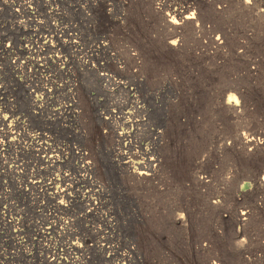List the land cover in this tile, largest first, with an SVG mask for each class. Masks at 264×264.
<instances>
[{"label":"rangeland","instance_id":"1","mask_svg":"<svg viewBox=\"0 0 264 264\" xmlns=\"http://www.w3.org/2000/svg\"><path fill=\"white\" fill-rule=\"evenodd\" d=\"M258 135L264 0H0V264H264Z\"/></svg>","mask_w":264,"mask_h":264},{"label":"bare ground","instance_id":"2","mask_svg":"<svg viewBox=\"0 0 264 264\" xmlns=\"http://www.w3.org/2000/svg\"><path fill=\"white\" fill-rule=\"evenodd\" d=\"M27 9H28V7H27ZM246 9V8H245ZM29 12V11H28ZM181 13L182 12H179V10L178 9H175L172 13H171V15L169 16L171 19L169 20V22L168 23H170L172 26H173V28L176 30L177 28H179L180 26H182L181 25V23H182V20L183 21H189V24H191L192 22H190V21H193V19H194V16H193V13L192 14H188L187 16H185V17H181ZM177 17H179V20H180V22H179V20L178 19H176ZM169 19V18H168ZM188 23V22H187ZM176 43L177 42H172L171 43V46H174V45H176ZM97 48V47H96ZM59 60V59H58ZM120 84V83H119ZM31 96V95H30ZM232 98H234V97H232ZM32 104L34 105V107L36 108V109H39L38 107L39 106H41V102H39V100H38V98H36V99H33L32 100ZM136 108V107H135ZM4 122V121H3ZM117 137L118 138H120V139H122L123 141H126L127 140V138H128V135H126V133L124 134V133H117ZM264 142V135H260V137H259V135H258V138L256 139V140H253V143L255 144V146H259V147H264V144H262ZM1 146V145H0ZM3 146V145H2ZM1 146V147H2ZM40 147H42V146H40ZM1 150V149H0ZM122 151V150H121ZM79 155H82V153H78ZM54 157V156H53ZM120 159V158H119ZM127 159V158H126ZM41 160H42V162H45V163H47V162H50V163H53V161L52 160H57V159H53V158H50V156L48 157V156H44V157H41ZM122 160V159H121ZM120 160V161H121ZM119 161V162H120ZM123 164H125L127 167H129V169L130 168H132V166L130 165V163H129V161L128 162H124ZM150 165V163H148V166ZM124 169H126V168H124ZM129 169H127V170H129ZM126 170V171H127ZM132 172H133V174L137 177V178H145V176H150L149 175V171H150V169L148 170L147 168H146V164L144 163H139V168H132V170H131ZM131 171H129L130 173H131ZM152 171V170H151ZM132 174V175H133ZM147 178V177H146ZM140 180H142V179H140ZM262 180H264V179H262ZM96 204V203H95ZM94 204V205H95ZM247 214L246 213H243L242 214V216H246ZM5 218L6 219H9L10 217H7V216H5ZM5 219V220H6ZM11 221V220H10ZM11 222H13V221H11ZM10 222V223H11ZM41 233V232H40ZM50 260V259H49ZM72 261V264H79L81 261L79 260V259H77V258H74V259H72L71 260ZM49 262H52V260L51 261H49ZM69 262V261H68ZM53 263H56V259L53 261Z\"/></svg>","mask_w":264,"mask_h":264},{"label":"snow or ice","instance_id":"3","mask_svg":"<svg viewBox=\"0 0 264 264\" xmlns=\"http://www.w3.org/2000/svg\"><path fill=\"white\" fill-rule=\"evenodd\" d=\"M247 2H250V0H247ZM5 119H7V117H5Z\"/></svg>","mask_w":264,"mask_h":264}]
</instances>
